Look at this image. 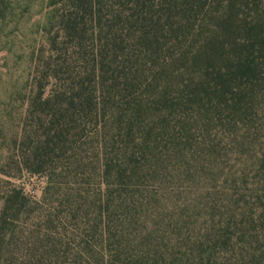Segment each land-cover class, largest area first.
<instances>
[{
    "label": "rangeland",
    "instance_id": "rangeland-1",
    "mask_svg": "<svg viewBox=\"0 0 264 264\" xmlns=\"http://www.w3.org/2000/svg\"><path fill=\"white\" fill-rule=\"evenodd\" d=\"M46 4L20 0L0 24V264H264V100L244 110L231 100L147 106L141 129L108 142L123 179L101 185L92 160L73 206L38 205L46 176L3 171L13 166L5 123L22 110ZM13 188L27 201L5 216Z\"/></svg>",
    "mask_w": 264,
    "mask_h": 264
},
{
    "label": "trees",
    "instance_id": "trees-1",
    "mask_svg": "<svg viewBox=\"0 0 264 264\" xmlns=\"http://www.w3.org/2000/svg\"><path fill=\"white\" fill-rule=\"evenodd\" d=\"M19 2L0 0V24ZM40 30L3 167L47 177L40 206L75 205L94 159L101 185L123 179L108 142L141 129L147 106L264 100V0H47ZM21 193L11 190L5 216L22 209Z\"/></svg>",
    "mask_w": 264,
    "mask_h": 264
}]
</instances>
